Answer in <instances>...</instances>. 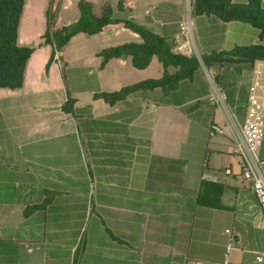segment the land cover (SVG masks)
<instances>
[{
	"label": "crops",
	"instance_id": "obj_1",
	"mask_svg": "<svg viewBox=\"0 0 264 264\" xmlns=\"http://www.w3.org/2000/svg\"><path fill=\"white\" fill-rule=\"evenodd\" d=\"M88 1L97 14L104 4L119 5V0ZM127 1L129 17L170 43L191 11V0ZM50 2L25 0L19 44L34 50L22 87L0 88V264L220 261L226 229L236 239L231 264H264V257L255 261L256 253L264 254V215L243 176L233 110L216 106L211 119L222 132L211 136L209 120L192 119L178 105L96 98L97 91L163 75L156 55L142 69L131 56L102 66L98 53L104 48L142 42L133 29L115 25L69 40L62 57L82 119L65 112L61 61L52 58L53 46L43 38ZM56 3L57 28L80 18V0ZM193 22V35L178 47L198 45L201 53H211L260 39V30L247 22L207 15ZM240 75L238 85L249 91L256 84L263 91L264 59ZM148 108L150 120L140 121ZM219 114L225 115L224 124L217 121ZM257 156L264 170V139Z\"/></svg>",
	"mask_w": 264,
	"mask_h": 264
},
{
	"label": "trees",
	"instance_id": "obj_2",
	"mask_svg": "<svg viewBox=\"0 0 264 264\" xmlns=\"http://www.w3.org/2000/svg\"><path fill=\"white\" fill-rule=\"evenodd\" d=\"M24 3L25 0H0V88L22 87L27 60L34 50L32 47L19 44V24ZM79 6L80 18L74 23L57 28L55 22L58 5L56 0H51L47 28L43 35L45 42L53 46L52 58L56 51L61 52L59 60L67 84V99L62 105L65 112L81 118L76 107V98L71 94L68 85L70 69L62 57L69 40L79 32L94 34L111 26L122 25L139 33L142 42L130 41L104 48L98 53L103 58L102 66H105L111 58L131 56L134 66L142 69L147 67L152 57L156 55L163 63V75L126 85L115 91H97L95 97L109 104L125 102L129 97H136L139 100L142 97L153 100L156 104L171 103L180 106L192 119L209 120L210 128L215 125L214 120L211 119L214 110L204 116V110L201 108L204 101L200 100L206 97L209 91L197 54L185 47L170 43L152 26L129 17L131 8L127 0H119L117 9L110 4H104L99 14L95 12L94 4L88 0H80ZM191 13L193 17L207 15L223 22L243 21L260 30V39L257 43L201 54L207 67L221 70L216 81L224 90L225 87L229 88L226 95L227 103L242 121L246 114L249 93L245 85H238L237 81L245 69H253L257 60L264 59L263 2L262 0H246V2L191 0ZM228 70L231 75H226Z\"/></svg>",
	"mask_w": 264,
	"mask_h": 264
},
{
	"label": "built area",
	"instance_id": "obj_3",
	"mask_svg": "<svg viewBox=\"0 0 264 264\" xmlns=\"http://www.w3.org/2000/svg\"><path fill=\"white\" fill-rule=\"evenodd\" d=\"M148 11V10H147ZM193 15L189 14L180 22L178 31L172 41L177 46L183 45L193 35ZM60 51H56L54 58L59 59ZM258 75L262 74L260 68L255 69ZM248 105L244 119L236 120V150L243 159V176L251 182L252 189L257 198L261 212L264 215V170L260 166L257 151L264 139V90L259 92L258 86L252 84L248 91ZM222 129L215 124L210 128V135L215 136ZM228 241L225 246L224 257L220 261H208L196 258H187L188 264H231V252L236 247V239L231 229H226ZM264 254L256 253L255 261H263Z\"/></svg>",
	"mask_w": 264,
	"mask_h": 264
},
{
	"label": "rangeland",
	"instance_id": "obj_4",
	"mask_svg": "<svg viewBox=\"0 0 264 264\" xmlns=\"http://www.w3.org/2000/svg\"><path fill=\"white\" fill-rule=\"evenodd\" d=\"M190 50L192 52H194L195 54H197V56L199 57V59L201 61V69L203 72V77L207 83V87H208V91H209L208 95L206 97L202 98V100H200V101H204V104L201 105V108L204 110V116H206L211 110H215V108L218 104L230 107L227 103V97H226L227 91L229 88L225 87L226 90H224L223 88H221V86L216 81V77H217V75L220 74L221 70L219 71V69H217L216 67L209 68L205 65L204 61L202 60V57H201L202 53L200 52V48L198 47V45H196V46L191 45ZM258 65H259L258 67H260V68L263 67V63H261V64L259 63ZM226 75H231L230 70H228ZM68 79L70 80L69 75H68ZM140 100L143 102L148 101L142 97ZM148 102L151 103L152 106L155 103V101H153V100H150ZM150 111H151V108H148L146 110L145 114H143L140 117V121L148 122L150 120V117H149ZM236 117L239 118L237 115H236ZM225 120H226L225 115L219 114L217 121L220 122V124H224Z\"/></svg>",
	"mask_w": 264,
	"mask_h": 264
}]
</instances>
